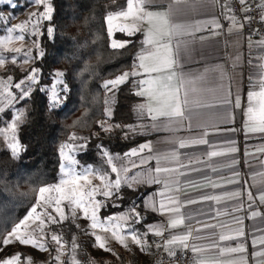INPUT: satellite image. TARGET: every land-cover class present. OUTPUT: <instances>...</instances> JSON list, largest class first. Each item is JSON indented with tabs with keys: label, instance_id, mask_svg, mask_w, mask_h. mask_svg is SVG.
Returning <instances> with one entry per match:
<instances>
[{
	"label": "snow or ice",
	"instance_id": "snow-or-ice-1",
	"mask_svg": "<svg viewBox=\"0 0 264 264\" xmlns=\"http://www.w3.org/2000/svg\"><path fill=\"white\" fill-rule=\"evenodd\" d=\"M0 3L16 7L13 0H0ZM30 3L37 7V11L29 13L26 21L7 27L5 30L7 34L0 36V70L7 73L0 76V114L14 109L7 113L9 122L4 127H0V138L3 139L13 158H18L24 150L19 140V130L26 124L30 115L25 107L17 108L16 105L21 102L26 103L33 92L38 90L48 97V108L51 111L67 99L69 91L62 70L53 71L50 83L43 86H41L43 76L41 68L23 69V75L18 79L8 72L7 62L19 67L20 64H33L45 55L38 39L33 40L34 47L31 49L10 47L14 41H23L25 33L33 37L43 35L42 22L52 20L54 9L49 0H30ZM217 5L229 21L230 34H242L245 25L250 26L255 18L250 15L254 10H258L259 21L264 23V0H256L254 6L249 0H238V9L233 8L230 0L223 2L221 0H126L125 7L106 15L110 38L114 31L122 32L129 37L137 33L143 36L130 69L105 80L102 85L106 95L104 115L108 119L112 116V97L121 85L129 82L134 85V95L142 98L135 107L138 118L150 119L152 121L150 127L156 131L175 133L185 127L192 131L193 117L199 116L202 109L216 107L205 102L202 96L205 92L207 74L219 72L223 76V70L211 68L193 75L184 71V61L191 55L197 33L208 31L214 36L220 34L217 31L222 28L219 16L198 18L202 8L209 6L214 8ZM238 12L242 14V18ZM114 21L120 23L114 24ZM53 32L51 26L46 29L49 37H52ZM258 34V30H253L248 36L250 56L252 49L259 51L248 60L252 71L248 76L251 85V89L247 92L248 107L244 112L246 136L255 133L264 134V36L257 40L252 39V36ZM198 39L203 40L205 37L200 36ZM129 43L130 40L111 39L110 47L114 50L123 49ZM5 53L12 55L6 57ZM238 60L239 56L236 57L234 66ZM224 103L227 104L229 101L225 100ZM234 106L241 108L239 95L235 99ZM79 123V120L74 121L71 127ZM97 124L103 133L122 129L125 139L143 135L145 128L143 124L110 125L107 120L98 121ZM207 135L208 132L204 131L199 136L167 137L164 142L171 144L172 148L166 152L154 151L152 143L146 141L130 148L123 156L113 155L104 149L103 145H97L102 161L101 167L97 168L92 165H80L73 153L85 150L88 138L71 132L68 141L58 148L61 161L59 182L40 186L36 191L34 203L27 213L18 220L4 222V226L0 228V252L18 243L40 252H49L50 255L51 251H54L55 255L51 256L49 264L53 262L65 264L62 259L65 255L70 257L68 264H81L77 256L79 244L76 237L73 236L69 243L64 239L63 233L55 231L53 226H61L69 219L75 222L83 217L89 221L87 233L94 237L93 247L111 253L117 259L121 257L111 248L110 240H114L129 251L131 250L129 242H131L141 252H146L150 247L148 237L152 235L161 238L156 243V247H162L170 257H174L177 250L190 251L193 264H264V212L257 207V204L264 206V146L255 149L254 152H245L246 156L256 159L259 164L258 169H253V184L247 190L237 189L218 195H202L199 201L190 198L182 200L179 195L182 191L180 177L186 176L185 169L199 171L193 166V158L189 157L188 163L182 161V153L179 150L196 145H208ZM76 141L81 143L77 144ZM237 151L235 142L228 141L225 147L210 150L205 155L211 160L216 157L232 156ZM256 153L261 155L258 157ZM194 159L195 163L201 162L199 157ZM152 161H155V167H147ZM238 163L234 156L225 163L224 166L232 169V178L227 180V184L240 183L238 179L240 173L235 167ZM134 169L141 170L133 171ZM211 170L216 172L218 168L211 166ZM258 180L259 186H257ZM206 183L212 189L223 187L221 183L211 180H206ZM153 185L159 187L141 198L142 207L133 202L124 212L101 215L102 209L121 206L117 201L123 199V187L136 192L141 186ZM252 187L257 188L255 194L251 190ZM245 198L246 218L261 221V224L252 226L250 241L243 226L245 217L235 215L244 210ZM109 201L111 204L108 203ZM223 201H234L237 206L225 208L223 211L216 209L214 218L231 217L230 220L219 223L196 220L198 226H192L195 218L185 211L188 205L198 202L221 204ZM145 212L158 214L162 220L158 223L145 224ZM200 214L203 215V211ZM138 226L143 227L144 231L142 232ZM76 227L79 225L77 224ZM217 229L223 231L217 235ZM198 241L206 242L197 243ZM229 242H233L234 246ZM53 245H55L54 249ZM0 264H33V260L22 252H15L0 259Z\"/></svg>",
	"mask_w": 264,
	"mask_h": 264
},
{
	"label": "trees",
	"instance_id": "trees-1",
	"mask_svg": "<svg viewBox=\"0 0 264 264\" xmlns=\"http://www.w3.org/2000/svg\"><path fill=\"white\" fill-rule=\"evenodd\" d=\"M52 6V20L45 22L40 39L45 55L33 66L43 70L41 86L50 83L53 71L62 70L69 91L64 105L51 111L48 97L38 90L26 103L16 105L17 108L25 107L30 115L19 130V140L24 147L19 157L14 159L9 151H0V228L5 221L10 223L27 213L40 186L58 180L61 162L58 148L68 141L71 132L88 138L87 149L80 152L77 159L83 165L94 166L102 163L97 145H103L112 154L123 155L150 137L135 135L125 139L122 129L103 133L97 124L108 119L104 115V81L130 69L142 40L140 33L132 37L117 33L116 38L131 43L123 49L110 47L105 17L109 12L125 7L126 0H52ZM25 8L26 5L4 6L5 10L16 14ZM49 26L54 29L52 37L46 34ZM3 32L0 28V35ZM14 75L18 79L23 73L16 70ZM139 101L140 98L134 95L133 83L121 85L110 121L115 125L134 123ZM8 112L0 115V127L9 121ZM77 120L80 123L71 127ZM149 191L146 187L136 192L123 187V199L117 201L121 206L102 209V215L119 213L133 202H142L141 198ZM158 220L159 216L149 212L145 221L149 224ZM65 229L68 238L77 231L74 224L66 225Z\"/></svg>",
	"mask_w": 264,
	"mask_h": 264
},
{
	"label": "crops",
	"instance_id": "crops-1",
	"mask_svg": "<svg viewBox=\"0 0 264 264\" xmlns=\"http://www.w3.org/2000/svg\"><path fill=\"white\" fill-rule=\"evenodd\" d=\"M213 15L219 16L222 28L217 31H219L220 34L214 36L208 31L196 34L197 39L193 44L191 55L188 56L184 61V71L196 75L203 73L205 69L219 68L223 70V76H221L219 72H209L207 74L205 92L202 96V99L205 102L214 104L216 107L200 110V115L194 116L192 119V131H189L186 127L175 133L153 130L150 127L152 121L148 118L141 120L138 118L136 112V121L132 123V125H145V128L143 129V135L150 136L147 141H150L154 151L158 152H166L172 148L171 144L164 142L165 138L167 137L174 135L175 137L186 138L189 136H199L204 131L208 132L206 137V139L209 141L208 145H196L190 148L179 150L182 153L181 159L184 163H188V158L191 157L193 158V166L199 169V171L185 169L187 173L186 176L180 177L182 191L179 193V195L182 200L190 198L199 201V198L202 195H218L237 189L242 191L247 190L249 186L253 184V169H258L259 164L256 159L246 156L245 152H254L255 149L264 146V134L255 133L250 136H246L244 131L246 120L244 112L248 107L247 92L251 89L248 76L252 69L248 64V60L253 58L259 50L252 49V56H250L248 37L246 38L243 32L242 34L228 33L229 21L222 14V9H220L219 5L214 8L210 6L202 8L198 18L203 19ZM116 23L120 22L114 21V24ZM117 33L122 32L114 31V34L110 39L125 41L123 39L116 38ZM200 36L205 37V39H198ZM252 39L257 40L258 38L252 37ZM237 56H239V60L234 66V61ZM237 95H239L241 99V108H235L234 106ZM141 99L142 98H140L138 103L141 102ZM225 100L229 101V103L225 104ZM228 141H234L235 146L238 148V151L232 154V156H234L239 161V163L235 166L236 170L240 173L238 177L240 181L239 184H227V180L232 178V169L224 165L232 158V156L216 157L208 160L205 155L206 152L210 150H219L225 147ZM256 155L259 157L261 154L256 153ZM196 157L200 158V163H195L194 158ZM211 166L217 167L218 171L213 172L211 170ZM147 167L154 168L155 161H152ZM140 170L141 169H134L133 171ZM206 180L221 183L223 187L212 189L207 185ZM197 185L199 187H197ZM257 186H259V180L257 181ZM158 187V185H153L146 188H149V193H152ZM251 190L255 194L257 188L252 187ZM138 205L142 207V202L138 203ZM235 206L237 205L234 201H223L221 204H216L215 202H198L196 204L188 205L185 208V211L190 213L195 218L192 221V226L197 227L198 225L196 224V220H201L208 223H219L230 220L231 217L214 218V211L216 209L223 211L225 208H231ZM257 207L259 210L264 212V206L257 204ZM201 211H203V215L200 214ZM246 214L247 201L245 198L244 210L236 213L235 215L245 217L243 226L246 233H248L247 239L250 241L252 226L254 224H261V221L259 219L256 221L247 219ZM156 215L159 216L158 214ZM159 218L160 220L153 223L160 222L162 217L159 216ZM220 231L223 230H216L217 235ZM151 239L154 247L156 246V243L161 240V238L155 236H151ZM205 242L206 241H198L197 243ZM154 247L152 248L153 253L156 248ZM153 253L150 257L141 261L140 264L149 263L152 260ZM176 253H181V251L177 250ZM249 253H251L250 246Z\"/></svg>",
	"mask_w": 264,
	"mask_h": 264
},
{
	"label": "rangeland",
	"instance_id": "rangeland-1",
	"mask_svg": "<svg viewBox=\"0 0 264 264\" xmlns=\"http://www.w3.org/2000/svg\"><path fill=\"white\" fill-rule=\"evenodd\" d=\"M13 2L16 4V7L18 5H24V6L26 5V8L22 12H18L16 14L15 12H12L11 10H5L4 9V6L11 7L10 5L0 3V28L4 30V32L0 36L7 34L5 31L7 27L14 26V25L20 24L23 21H26L29 17V13L37 11V7L33 4H31L30 0H21L20 2L13 0ZM49 2L52 5V0H49ZM16 7H11V8H16ZM5 21H7V23H5ZM45 22H47V21H43L41 24V32H43V27H44ZM29 28H30V26H29ZM41 36L42 35H40L38 37H33V36H30L27 33H25V39L23 41H14L10 45V47H22L25 49H31L34 47L33 40L38 39L39 45L41 48V44H40ZM11 55H12L11 53H5L6 57H10ZM33 64H29V65L20 64L19 67H16V66H13L10 62H7V69H8V72H10L11 74L14 75L16 70H19L21 73H23V71H22L23 69H30L31 67H34ZM6 74L7 73L4 70H0V76L6 75ZM14 77H15V75H14ZM117 91L118 90H116L115 95H114V97H112V101H111L112 116H113V111H114V109L116 107V103H117ZM109 95L111 96L112 94H109ZM65 101L56 108L63 106ZM8 111L11 112V111H14V109L7 110L6 112H8ZM0 115H2V114H0ZM7 122H9V121H7ZM107 123L110 125H115L110 121V119H107ZM2 127H4V126H2ZM117 130L118 129H114L112 132H115ZM77 135L80 137H83L82 135H79V134H77ZM76 143L79 144V143H81V141H76ZM1 150L9 151L6 147V145L4 144L2 138H0V151ZM85 150H83V151H85ZM80 152H82V151L74 152L73 155L76 156V158H77V155ZM113 155H116V154H113ZM121 156H123V155H121ZM14 159H16V158H14ZM117 163H119V162H117ZM101 164L98 166H94V165H92V166L98 168V167H101ZM80 165L86 166V165H83L81 163H80ZM79 170L80 169L78 168L77 171H79ZM112 175L114 178V174H112ZM60 178H61V173L59 172L58 180L53 184L58 183ZM94 182L98 183V181H94ZM108 203L111 204V201H109ZM127 209L122 210L121 212H124ZM66 211H67V209H66ZM102 211H101V215H102ZM148 213L149 212L144 213V223L145 224H146L145 220L147 218ZM68 224L69 225L74 224L75 226L77 224L79 225V227H77V231L75 232V234L73 236L76 237V241L79 244V249L77 250V256H78V259L81 261V264H140L141 261L145 260V258L147 259L148 257H150L153 253L152 248L154 246H153L152 239H151L152 235H149V237H148V243H149L150 247H149L148 251H146V252H141L139 250V248L136 245L131 244V242H129V247L131 249L129 251V250L125 249L124 247H122L117 242H115L114 240H110L111 248L116 253L119 254L121 259H117V257L112 255L111 253L105 252V251L100 250L98 248H94L93 247V244L95 243L94 237H92L90 234L87 233L89 221H87L83 217H80L75 222H73L71 219H69V220L65 221L64 224L61 226H53L55 231L63 233L64 239L67 240L69 243L71 242L72 237L68 238L66 235V231H65L66 230L65 226ZM149 224H151V223H149ZM138 227H140V230L142 232L144 231L143 227H141V226H138ZM52 248L54 249L55 245H53ZM15 252H22L26 256L32 257L33 264H49V262L51 261V256L55 255L54 251H51V255H50L49 252H40V251H37L31 247L22 246V245H19L18 243H16V244L8 246L2 252H0V259L4 258L10 254H13ZM62 259L65 261V264H68L70 257L65 255ZM53 264H54V262H53Z\"/></svg>",
	"mask_w": 264,
	"mask_h": 264
},
{
	"label": "built area",
	"instance_id": "built-area-1",
	"mask_svg": "<svg viewBox=\"0 0 264 264\" xmlns=\"http://www.w3.org/2000/svg\"><path fill=\"white\" fill-rule=\"evenodd\" d=\"M223 2V0H221ZM231 4L233 5L234 9H238V0H230ZM249 3L253 4V6L256 3V0H249ZM238 15L241 16L238 12ZM253 17H255L251 25L249 26L248 24L245 25V28L243 29V34L247 38L249 36V33L252 32L253 30H258V35H254L252 37L255 38H261V36H264V23H261L259 21V12L258 10H254L253 12L250 13ZM147 264H193V259H192V253L190 251H184L181 253H176L174 257H170L164 250L163 248H155L152 260L147 263Z\"/></svg>",
	"mask_w": 264,
	"mask_h": 264
}]
</instances>
